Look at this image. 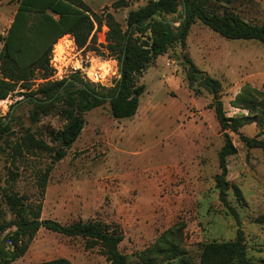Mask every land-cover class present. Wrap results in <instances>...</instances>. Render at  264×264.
<instances>
[{
  "label": "rangeland",
  "instance_id": "rangeland-1",
  "mask_svg": "<svg viewBox=\"0 0 264 264\" xmlns=\"http://www.w3.org/2000/svg\"><path fill=\"white\" fill-rule=\"evenodd\" d=\"M95 1L91 7L103 15L104 21L110 12L125 29L128 12L148 0H127L128 5L120 7L113 6L117 0ZM18 3L0 0L3 35L11 26ZM210 4L218 11L231 9L250 22L264 23V0H226L221 4L212 0ZM169 17L178 19L179 14ZM101 33L82 47L76 39L74 46L67 39L58 44V39L51 48L48 68L37 69L32 80L16 83L15 90L0 99V119L11 126L0 134L2 219L15 217L7 201V194L12 193L21 196L26 204L41 200L42 218L62 223L78 218L102 220L123 232L120 249L134 264H165L163 247L160 252L150 250L146 260L138 254L154 247L164 234L173 237L185 251L181 254L193 264H201L204 243L232 240L241 227L249 258L264 259V224L255 221L264 213V151L248 147L238 133L229 131L237 152L227 158L226 178L240 188V193L231 187L228 200L239 213L238 223L220 200L216 187L215 176L221 171L218 153L224 136L215 109L210 106L212 94L203 86L199 87L200 92L195 91L197 84L189 86L184 69L186 54L202 71L220 80L219 96L228 115L252 116L247 106L236 107L232 101L246 84L263 89L264 43L227 38L197 20L185 44L176 43L154 58L139 77L145 91L134 116L115 118L109 100L82 112L75 111L84 117L83 127L70 145H64L60 132L70 119L59 113L63 102L39 121H33L29 95L43 83L73 74L70 69L76 59H93V65L101 69L103 78L91 82L78 72L99 91L103 85L114 86L120 77V62L117 52L98 40ZM56 44L57 49L61 44L68 45L66 57L62 58L67 70L62 77L50 64ZM3 48L1 41L0 68ZM239 130L256 137L260 127L248 119ZM56 135L58 139H54ZM259 137L264 138V134ZM36 139L45 146L37 147ZM59 152L65 155L60 157ZM45 175L47 184L41 197L39 181ZM12 229L15 225L0 233V240ZM168 230L172 233H166ZM60 257L73 264H110L97 247L86 248L82 237L45 227L38 230L24 256L8 264H40Z\"/></svg>",
  "mask_w": 264,
  "mask_h": 264
},
{
  "label": "trees",
  "instance_id": "trees-1",
  "mask_svg": "<svg viewBox=\"0 0 264 264\" xmlns=\"http://www.w3.org/2000/svg\"><path fill=\"white\" fill-rule=\"evenodd\" d=\"M211 1L148 0L146 4L128 12L127 27L124 29L112 13H106L104 21L103 15L96 13L85 0H18V8L7 34L0 33V42L4 41L1 52L0 99L6 98L15 90L16 83L32 80L37 69L48 68L51 48L61 36L73 34L77 44L82 47L88 44L89 38L99 36L106 26L101 43L117 52L120 77L116 84L112 87L103 85V90L99 91L78 72L64 79L48 81L29 95L33 103L30 116L33 121H39L43 114L57 109V104L63 102L58 108L59 113L70 119L69 124L76 127L74 133L61 138L64 145H70L83 127L84 117L76 115L75 111L82 112L109 100L111 113L115 118L132 117L137 113L140 96L145 91V84L139 83V77L154 58L167 52L176 43L185 44L188 33L197 20L227 38L257 39L264 43V23L250 22L231 9L218 11V8L210 4ZM215 1L216 4H221L226 0ZM126 5L127 0H117L113 4L115 7ZM175 13L179 14L178 19L169 17ZM184 59L189 86L197 84L196 92H200L199 87L203 86L212 94L210 106L215 109L224 136V144L218 153L221 171L215 176L216 187L219 189L220 200L231 210L237 222L241 223L239 213L228 200L231 187L240 193V188L226 178L227 158L237 152L229 131L238 133L248 147L264 151V138L259 137L264 134V86L261 90L246 84L232 101L233 106H247L253 113L252 116H230L219 96L220 80L202 71L188 55L185 54ZM74 86L77 87L73 88ZM248 119L256 121L260 127L258 136L249 137L240 132V126ZM10 127L6 120L0 119V134L9 131ZM36 140L37 147L45 146L42 140ZM64 155V152H59L60 157ZM46 184L45 175L39 181L41 197L45 194ZM7 201L15 217L8 221L2 219L4 213L0 207V233L11 225H15V229L6 232L0 240V264H8L24 256L41 227L68 236L82 237L86 248L97 247L110 264H134L120 249V243L124 239L123 232L102 220L78 218L71 223H62L56 219L42 218L41 200L37 204H26L21 196L10 193L7 194ZM255 221L264 224V213L257 216ZM166 233H172V230ZM162 247L166 249L165 264H193L188 256L181 254L185 251L177 246L173 237H167V234L161 236L154 247L138 254L146 260L150 250L155 248L160 252L159 248ZM200 261L201 264H264V259L254 261L249 258L246 235L241 227H238L236 237L232 240L204 243ZM40 264L73 262L60 257Z\"/></svg>",
  "mask_w": 264,
  "mask_h": 264
},
{
  "label": "built area",
  "instance_id": "built-area-1",
  "mask_svg": "<svg viewBox=\"0 0 264 264\" xmlns=\"http://www.w3.org/2000/svg\"><path fill=\"white\" fill-rule=\"evenodd\" d=\"M106 29V26H105ZM105 29L102 31L99 41L102 42L104 40L105 37ZM67 39L68 41H70L71 43H73V46L75 45V38L73 35H71V33H66L63 36H61L58 40V44L59 41L61 40H65ZM66 46L68 47V45L66 44H61V47H59V49H57V44L55 46V48L52 51V56L50 59V64L52 66H54L57 69V75L58 77H62L64 76L66 73V70H64L63 66L66 65V63L64 61H62V58L66 57ZM68 50V49H67ZM93 59L90 60H82V59H76V61H74V63L71 65V69L70 71L74 72H80L85 78H88V80L91 81H95L96 79H101L103 78V76H101L100 72L101 69H97L95 70V72H91L90 68L93 65Z\"/></svg>",
  "mask_w": 264,
  "mask_h": 264
},
{
  "label": "flooded vegetation",
  "instance_id": "flooded-vegetation-1",
  "mask_svg": "<svg viewBox=\"0 0 264 264\" xmlns=\"http://www.w3.org/2000/svg\"><path fill=\"white\" fill-rule=\"evenodd\" d=\"M75 128H76V127H75L73 124H69V125L66 127V129H64V130H62V131L60 132V137L63 138L66 134H72V133H74V132H72V130L75 131ZM54 139H58V136L56 135V136L54 137Z\"/></svg>",
  "mask_w": 264,
  "mask_h": 264
},
{
  "label": "crops",
  "instance_id": "crops-1",
  "mask_svg": "<svg viewBox=\"0 0 264 264\" xmlns=\"http://www.w3.org/2000/svg\"><path fill=\"white\" fill-rule=\"evenodd\" d=\"M87 2H88V4L90 5V6H92L91 5V2H93V3H95L96 1L95 0H86ZM98 2V1H97ZM92 8V7H91ZM13 17H14V15L11 17V21H12V19H13ZM11 23V22H10Z\"/></svg>",
  "mask_w": 264,
  "mask_h": 264
},
{
  "label": "bare ground",
  "instance_id": "bare-ground-1",
  "mask_svg": "<svg viewBox=\"0 0 264 264\" xmlns=\"http://www.w3.org/2000/svg\"><path fill=\"white\" fill-rule=\"evenodd\" d=\"M95 70H97V67H95L94 65H92L91 68H90V71L91 72H95Z\"/></svg>",
  "mask_w": 264,
  "mask_h": 264
},
{
  "label": "water",
  "instance_id": "water-1",
  "mask_svg": "<svg viewBox=\"0 0 264 264\" xmlns=\"http://www.w3.org/2000/svg\"><path fill=\"white\" fill-rule=\"evenodd\" d=\"M72 132H74V130H72Z\"/></svg>",
  "mask_w": 264,
  "mask_h": 264
}]
</instances>
